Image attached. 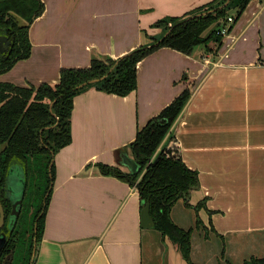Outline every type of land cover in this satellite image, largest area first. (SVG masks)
<instances>
[{
    "label": "crops",
    "instance_id": "1",
    "mask_svg": "<svg viewBox=\"0 0 264 264\" xmlns=\"http://www.w3.org/2000/svg\"><path fill=\"white\" fill-rule=\"evenodd\" d=\"M42 1L44 12L29 27L31 55L2 73L3 82L54 85L63 67L148 47L167 33L158 20L181 21L216 0ZM243 12L216 53L204 44L192 54L165 47L137 64L138 86L128 95L93 83L80 90L72 141L55 153L35 264H144L143 235L152 228L142 227L138 188L98 165L129 173L137 130L186 88L190 100L172 134L182 161L198 172L190 203L205 198L215 228L209 234L223 236L226 254L244 236L256 248L264 242V0H251Z\"/></svg>",
    "mask_w": 264,
    "mask_h": 264
},
{
    "label": "trees",
    "instance_id": "2",
    "mask_svg": "<svg viewBox=\"0 0 264 264\" xmlns=\"http://www.w3.org/2000/svg\"><path fill=\"white\" fill-rule=\"evenodd\" d=\"M227 1L216 0L203 5L181 21L174 17L158 20L154 24L169 31L163 40L155 39L154 44L137 48L118 58H94L87 67H63L60 80L54 85L46 82L25 87L0 80V188L14 163L24 166L27 181L24 203L16 219L18 227L11 233L9 231L5 249V252L13 254L12 264H35L56 173L54 161L51 166L50 163L55 153L72 141L73 101L80 90L92 84L88 83L89 80L97 79L93 84L99 89L111 94L128 95L138 86L137 64L165 47L192 54L197 46L204 44L207 51L216 53L223 43L221 30L228 25V18L233 17V22L228 26L230 32L251 0H229L225 5ZM44 8L42 0H0V35L13 40L7 51L0 52V75L31 55L29 27L44 12ZM203 11L206 12L199 14ZM82 83L85 85H80ZM190 96L191 90L186 88L137 130L129 149L139 164L138 173L132 175L118 166L105 163L98 166L103 173L118 176L132 185L138 181L142 207L146 203L151 204L154 228L163 238L174 243L187 263L197 264L191 254L192 233L201 228L206 232V237L211 231L215 233L210 219L213 211L207 208L205 198L196 205L190 203L191 193L200 186L198 172L185 165L180 156L167 157L159 150L162 144L174 137L172 127ZM1 197L8 215L11 200L5 198L2 191ZM180 198L186 206L197 210L195 226L187 229L178 225L171 216L172 207ZM33 199L38 203L36 206L32 203ZM204 208L209 214V221L199 215ZM34 236L38 242L35 253ZM222 253L224 256L225 247ZM243 264H264V256L252 255L245 258Z\"/></svg>",
    "mask_w": 264,
    "mask_h": 264
},
{
    "label": "rangeland",
    "instance_id": "3",
    "mask_svg": "<svg viewBox=\"0 0 264 264\" xmlns=\"http://www.w3.org/2000/svg\"><path fill=\"white\" fill-rule=\"evenodd\" d=\"M11 181V183H13L14 179ZM192 202H196L195 204H197L196 198L195 200L193 198ZM32 203L34 206L38 204L34 199L32 200ZM175 204L173 211L174 220L186 229L190 226H195L197 210L192 206H186L182 198L178 199ZM199 215L202 217L204 216V209L199 212ZM207 221H209V219ZM144 232V264H189L180 254H178L174 243L167 238H163L156 228L153 227L151 230ZM205 233L206 232L204 229L202 230V228L195 229L192 233V254L193 260L197 264H243V260L252 255L264 256V242L261 240V245L256 248L252 236L242 237L244 242H239V238L236 239V242L227 244L228 254L225 253V256H223L222 251L225 247L224 240L213 235L211 236V234H208L210 237L206 239ZM233 241H235V239H233Z\"/></svg>",
    "mask_w": 264,
    "mask_h": 264
},
{
    "label": "water",
    "instance_id": "4",
    "mask_svg": "<svg viewBox=\"0 0 264 264\" xmlns=\"http://www.w3.org/2000/svg\"><path fill=\"white\" fill-rule=\"evenodd\" d=\"M229 1H227L225 3V5L228 4ZM206 11L200 12L199 14H203ZM197 14V15H199ZM195 15V16H197ZM169 33V31L167 32ZM166 33V34H167ZM165 34V35H166ZM165 38V36L163 38L160 39L163 40ZM13 40L12 38H9L6 35H0V52H5L7 51L10 46L12 45ZM97 79L94 80H89L88 83H94L96 82ZM80 85H85V83H82ZM161 155V153L159 154V156ZM157 159L154 160V162H156ZM54 159L51 161L50 166L52 165ZM129 173L134 175L135 173H138L139 170V164L136 161V159H130L127 163H126ZM7 186L5 188V190H7L8 192V197L11 200V214L9 216V223L14 224L17 217L20 214V211L22 209V203H23V199L26 193V173H25V168L22 164L20 163H14L7 171ZM12 179H14V182L11 183ZM52 186V184H51ZM50 186V188H51ZM134 186H139L138 181H135ZM18 187V188H17ZM50 192V190H49ZM48 192V194H49ZM48 194L46 195V197L48 196ZM45 197V198H46ZM151 204L146 203V206H144L141 210V221H142V227L145 229H149V228H153L155 225V221H153L152 217H151ZM5 221V208L3 207L2 204V199H1V191H0V229L3 227ZM6 237H5V233L2 232V235H0V250L2 249L4 243H5ZM35 253V251H34ZM33 253V255H34ZM33 258V257H32ZM12 262V261H11ZM10 262V263H11Z\"/></svg>",
    "mask_w": 264,
    "mask_h": 264
},
{
    "label": "flooded vegetation",
    "instance_id": "5",
    "mask_svg": "<svg viewBox=\"0 0 264 264\" xmlns=\"http://www.w3.org/2000/svg\"><path fill=\"white\" fill-rule=\"evenodd\" d=\"M6 186H7V181L5 179L4 185H2L1 188H0V191L3 192L5 198L8 197V192H7V190H5ZM25 195H26V193H25ZM24 198H25V196H24ZM1 199H2V197H1ZM23 203H24V199H23ZM23 203H22V205H23ZM11 211H12V208H11ZM11 211L9 212L8 215L5 212V221H4L3 227L0 229V235H2V232H3V233H5V237H6L5 243H4L3 247H2V249L0 250V260H1V264H12V262L14 260L12 253L5 252V249H6V246H7V243H8L7 240H8L9 234L11 233V231H15V228L18 227L17 220L15 221L14 224H12V223L10 224L9 223V216L11 214ZM9 231H10V233H9ZM32 240L34 241V248H33L34 249L33 252H34L36 250V247H37V243L38 242L36 241L37 239H36L35 236L33 237Z\"/></svg>",
    "mask_w": 264,
    "mask_h": 264
},
{
    "label": "built area",
    "instance_id": "6",
    "mask_svg": "<svg viewBox=\"0 0 264 264\" xmlns=\"http://www.w3.org/2000/svg\"><path fill=\"white\" fill-rule=\"evenodd\" d=\"M233 22V17H229L228 18V24ZM222 35H227L228 34V25L223 27L221 30ZM178 146L177 141L175 140V138H172L168 144H162L159 148V150L164 153L165 155L168 156H176L179 157L180 154L178 151H176V147Z\"/></svg>",
    "mask_w": 264,
    "mask_h": 264
}]
</instances>
